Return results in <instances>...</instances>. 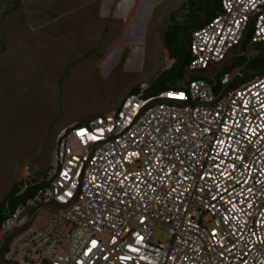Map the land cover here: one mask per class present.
Returning <instances> with one entry per match:
<instances>
[{"label":"built area","instance_id":"1","mask_svg":"<svg viewBox=\"0 0 264 264\" xmlns=\"http://www.w3.org/2000/svg\"><path fill=\"white\" fill-rule=\"evenodd\" d=\"M248 35L264 43V0H221L190 35L188 71L218 68ZM242 77L154 97L141 84L63 128L48 184L0 221V264H264V74Z\"/></svg>","mask_w":264,"mask_h":264},{"label":"rangeland","instance_id":"2","mask_svg":"<svg viewBox=\"0 0 264 264\" xmlns=\"http://www.w3.org/2000/svg\"><path fill=\"white\" fill-rule=\"evenodd\" d=\"M183 2L0 0V202L48 177L63 128L114 110L171 66L164 32ZM168 240L163 229L151 236Z\"/></svg>","mask_w":264,"mask_h":264},{"label":"trees","instance_id":"3","mask_svg":"<svg viewBox=\"0 0 264 264\" xmlns=\"http://www.w3.org/2000/svg\"><path fill=\"white\" fill-rule=\"evenodd\" d=\"M220 2L221 0H184L180 8L169 14V25L164 32V41L168 58L172 64L149 83L148 89L144 92L145 97L157 96L165 90H186L190 81L199 78L206 79V73H190L188 71L189 39L194 30L209 22L218 13ZM250 47H252L251 55H242L233 60L226 67L216 72V78L237 66L242 67L243 77L236 80L235 83H240L255 75L264 74V43L251 44L248 35L237 51L245 52ZM185 74H188V79L183 84H178V81ZM137 92L138 88H135L128 95ZM47 184L46 179L32 180L28 182L27 188L22 193H19L20 187L15 185L0 202V221L2 222L7 217V212H13L20 202L34 195L37 190Z\"/></svg>","mask_w":264,"mask_h":264},{"label":"crops","instance_id":"4","mask_svg":"<svg viewBox=\"0 0 264 264\" xmlns=\"http://www.w3.org/2000/svg\"><path fill=\"white\" fill-rule=\"evenodd\" d=\"M120 8H121V7H120L119 5H117V8H116L117 12H118V10H119Z\"/></svg>","mask_w":264,"mask_h":264}]
</instances>
